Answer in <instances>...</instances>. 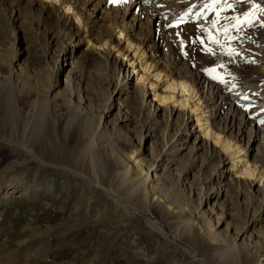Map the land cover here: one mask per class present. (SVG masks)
Masks as SVG:
<instances>
[{
  "label": "bare ground",
  "instance_id": "1",
  "mask_svg": "<svg viewBox=\"0 0 264 264\" xmlns=\"http://www.w3.org/2000/svg\"><path fill=\"white\" fill-rule=\"evenodd\" d=\"M33 1L22 11L20 0L16 3L15 15L21 17L23 25L29 21L27 16L31 13ZM46 1L38 0L36 3V6L41 5L40 14L47 18L54 15L59 22L64 21L63 9L75 10L71 17L76 19L77 25L82 20L81 34L75 38L71 28L67 27L66 18L58 31L60 37L46 40L45 54L54 62L47 79L39 74L27 80L21 77V66L17 70L13 64L20 59L19 50L15 49L14 54L11 52V59L0 58V126L9 127L10 134L17 141L0 134V141L5 143L7 152L36 161L32 179L42 168L70 172L84 178L92 188L103 191L124 211L131 209L134 215L140 213L132 205L152 208L160 215H175L191 205L189 202L181 205L183 191L189 188L197 190V186L203 184L206 189L198 197L200 209H196L189 219L181 221L188 224L182 235L189 241L212 246L213 256L218 257L220 264H264V183L256 192L251 189L264 179V122L257 124L259 119H264V0H220L215 5L213 0H57L59 5H55V0H49L50 4ZM89 5H101L96 11L105 20L104 24H98L97 15L91 18L96 11L88 9ZM106 5L114 8L109 12L101 11ZM129 10L132 17L124 23V13ZM188 10L194 13L203 10L198 23L167 29L172 19ZM235 10L242 15L233 14ZM237 19L245 22L237 25ZM217 20L216 27H213ZM11 23L0 30L6 36H13L15 42L19 41L17 34L10 33L14 27ZM183 28H187L189 33L195 30L193 34L197 39L214 52L213 57L206 58L207 65L198 71L190 68L193 63L187 54V46L191 35L184 34ZM116 35H119L117 40ZM231 37H235V41L242 40L244 44L240 46L241 41H238L235 45ZM213 38L219 40V44L213 43ZM149 41L148 50L164 52L152 60V70L157 69V79L163 76L169 83L166 85L169 93L165 92L166 89L160 92L151 90L156 101L166 106L161 118L158 117L160 110L157 106L145 99L150 91L147 85L141 83V87L133 90L126 81L131 67L124 71L123 63H118V59L113 57L114 52L120 58H125L128 52H134L133 58L136 55L144 57L146 53L140 51V47ZM81 42L92 46L88 52L75 56ZM173 46L178 52L176 56L172 53ZM1 51L4 53L6 49L0 48ZM139 64H145L144 60ZM232 67L247 71L235 75ZM151 68V64L146 66L147 71ZM217 75L220 78L216 83L208 79ZM152 87L154 84L151 83ZM176 90L188 96L183 95L181 102L178 98L175 100L171 92ZM193 99L196 101L191 103ZM187 104L189 109H186ZM113 111L115 122H112L113 115L111 117ZM193 121L197 124L204 122V137L214 132L210 140L219 148H209V142L199 135L202 132L197 135L195 131L191 132ZM162 124L164 129L161 131ZM128 127H133L135 135L130 134ZM157 129L161 132L159 147L146 150L150 152L149 157L145 148L141 149L143 143L139 140L155 138ZM220 135L224 137L222 140ZM253 142L257 146L250 152H256V155L248 153ZM65 148H68L67 159L61 161L72 164L70 169L48 164L37 155L50 154V150H55V156H58ZM55 156L51 159L56 160ZM93 162L100 166L102 177L106 176L107 168L115 170L116 177L125 186L126 202L115 197L112 191L101 188L97 178L91 181L75 172V169L80 167L82 170L85 164ZM12 164L8 162L0 170L1 218L4 203L23 198L27 191L32 192L33 189L23 173L11 175ZM239 164L244 165L240 173L238 170L235 173L230 171L237 169ZM171 175L178 177V184L174 183ZM41 187L46 194L48 185L45 183ZM235 197L236 201L237 198L240 200L236 203L245 204V216L244 219L239 218L240 223L227 220L234 216L232 212H237L230 201ZM210 201H213L212 205H209ZM203 205H208L206 210L202 209ZM217 209L223 211L219 213ZM147 223L169 239L154 222L147 220ZM2 227L0 232L4 231ZM224 230L229 233L226 238L222 235ZM199 261L204 263L201 259ZM0 264H7L3 262L2 255Z\"/></svg>",
  "mask_w": 264,
  "mask_h": 264
},
{
  "label": "rangeland",
  "instance_id": "2",
  "mask_svg": "<svg viewBox=\"0 0 264 264\" xmlns=\"http://www.w3.org/2000/svg\"><path fill=\"white\" fill-rule=\"evenodd\" d=\"M13 2L15 5L12 4ZM31 2L32 0H29V2L27 0H20L19 6L21 8V11L26 8ZM33 2L34 5L31 8V13L27 16L29 17L28 20L31 24L29 23V21H27L26 24L23 25L20 23L22 20L20 19L21 17L17 18V16L15 15V9H18L16 6L18 0H0V28L6 27L8 22L11 23L12 21L13 23H11V25H13L15 28L12 27V32L10 33L13 35L17 34L20 39L19 41L15 42L14 39H12L13 36H6L5 32L3 34L2 30H0V45H2L0 48L6 49V52L4 53L2 52L3 50L1 51L0 58L11 59V52H13L14 54L15 49L16 51L19 50V52L21 53L20 59L17 62L13 60V64L15 65L14 69L17 70L20 69L21 66V70L23 71H21V77L25 78V80L31 79L33 77L35 78L37 74L42 75L45 79H47V76L50 73V66H52L54 62L52 59H47L48 54H45V46L47 43L46 40H57V38L60 37L61 34H58V31H60V27H63V25L61 26V24H64L66 22V18L68 19L67 27L71 28L70 30L72 34H75V38L81 34L80 29L82 28V20H79L80 22L77 25L76 19L71 17L75 14V10L72 11V9H63L64 11L62 10V14H64V16L62 18L64 21L58 22V19H56L54 15H51L50 17L48 16L47 18L46 16L40 14V3L36 6L38 0H35ZM46 2L47 4H50L49 0H47ZM54 3L55 5H59L57 0H55ZM100 6L101 5H89L88 9L93 8L94 12L98 8H100ZM33 8L35 9V12ZM113 8V6L106 5L101 8V11L109 12ZM130 12L131 10L124 13V17L126 18L124 23H128L130 21V18L133 14L132 12ZM35 13H37L38 15ZM233 14L237 16L242 15L239 11L236 10L233 12ZM96 15L97 18H99L98 24H104L105 20H102V16H100L97 11L94 15H92L91 18H94ZM91 26L92 25H90V27ZM194 31L195 30L189 33L187 28H183L184 34H189V36L191 35L189 38V45L187 46V54L189 55L190 61L193 63L190 65V68L193 69L195 65V68L193 70L198 71L204 68L203 66L207 65L206 58L213 57L214 52L207 51V49H209L208 46L203 45V43L197 42L198 39L196 35L193 34ZM115 37V39L117 40L119 38V35H116ZM121 39L123 40L124 36ZM230 40H232L235 45V42L238 41H241L240 46L244 44V42L240 39H237V41H235V37ZM150 43L151 42L149 41L146 43L147 46L142 45L140 47V51L143 50L146 53L144 57L138 58V56L136 55L133 58L134 52H128L127 54H125L127 55L125 58H120V55L114 52L113 57H116L118 59V63H123L122 69L124 71L131 67L129 69V78L126 81L129 83V86L133 90H137V88L141 87L142 84L147 85V88L150 91L149 95L147 93L145 99L157 106V108L160 110L158 112V117L161 118L163 110L166 108V106L156 101V99L153 97L152 91H154V89L158 92H160L161 90L164 91L166 89V85H168L169 83L167 84L165 82L166 77L163 78L162 76L157 79V69L155 68L154 70H152L154 65L152 60L156 59L157 56L162 55L164 52H151L150 50H148V46L150 45ZM91 46L92 44L87 45L83 42L76 48L75 56H77L78 53L81 54L83 52H88ZM106 48L107 47H105V50H107ZM116 50L117 49H115L114 51ZM172 50L174 56L178 55L177 49L174 46L172 47ZM100 52L102 53L103 49H101ZM142 60H144L145 64L140 66L139 63ZM199 60H202L203 62H200ZM147 63L152 65L151 71L150 69L148 71L146 70V66H148ZM234 70L236 72H234ZM245 70V68L239 67L231 68V71L235 75H237L236 73H244ZM64 72L65 71L61 73L62 80L64 78ZM29 76L30 78H28ZM120 78L122 79V77ZM141 78L143 82L140 81ZM151 83L154 84L155 88H150ZM61 85H63V82ZM165 92L169 93V90L166 89ZM171 93L175 95V100H177L178 98V101L180 102L183 95L188 96L187 93H178V90L172 91ZM195 101L196 99H193V101L190 102L194 103ZM186 106V109L190 108V105L187 104ZM178 110H182V112L185 111V113L187 112L184 109ZM114 113L115 111L111 113V117L113 115L112 122H115L116 119ZM135 116H137V114H135ZM202 117H204V115ZM203 124L204 122L202 121L198 124L193 121V128L191 132L195 131V135H197L199 132H202L201 134L199 133V135L201 139L209 142V148L213 146L219 148V145H214V142L210 140V136L213 135L214 132L212 134L209 133L208 137H204V134H206V132L202 129L204 128ZM128 128L130 129V134L135 135L133 127ZM159 129H161L162 131V129H164V125H160ZM159 129H157L156 131L155 138H152L151 140L150 138L147 140H139V143H143L141 149L145 148V153H147L149 157L150 152L146 150H149L151 147H159V136L161 134V132H159ZM0 134L5 135L6 139L17 143L16 138L12 136V133L10 134L9 127L7 129L6 127L1 128L0 126ZM194 136L190 138L191 144L193 143ZM220 136L221 137H219V139L222 140L224 137L223 135ZM214 138L216 137L214 136ZM256 146V142H253V144L251 143L248 148V153L252 155L254 152H250V149ZM67 149L68 148H65L63 154L58 156H55V150H50V154L46 153L44 150L45 153H39L37 155L39 156L41 161H44L48 164L64 166L70 169L72 164H65L63 163V161H61L67 159ZM35 150L37 153L38 149L36 148ZM40 152L43 151L40 149ZM241 155H244V153H242ZM54 156L57 157L56 160L51 159V157ZM246 160H248V158ZM8 162L13 163L11 175H13V173L14 176L23 173L28 182L31 184H29V186H32L33 189L32 192L27 191L28 196L25 194L23 198L19 197L20 199H14L15 201L12 200V202L7 201L6 203H4L5 206L3 205L2 207L4 215H2V218L0 217V226H3L2 228L4 229V231L7 230L5 232H0V256H3L4 263L220 264L218 262V257L213 256L212 246H203L199 242L189 241L185 238L184 234L182 235L183 230L188 227V224L185 222L184 224H182L181 221L189 219L191 217L190 215L193 216V213L196 209H200L198 197L201 193L203 194L206 189L205 187H203V184H201V186H197V190L195 188H189L183 191L182 198L180 199L182 200L180 201L181 205L184 206L189 202L192 206L189 204L191 207L189 206L185 208V210H179V212L181 213L178 212L175 215L165 216L160 215L152 208H146L145 206L135 207V205L131 204L132 207L136 210L139 209L138 211L140 215H134L132 214L131 209H129V211L127 212L124 211L110 198H108L103 191H101L100 189L92 188L88 181L84 180V178H78L70 172L62 170L60 171L53 168H42L38 170L36 178L32 179L31 176L34 172H36V161H34L32 158L31 160H26L24 157L20 158L17 157V155H12L11 153L7 152L5 143L0 141V170L4 168ZM248 164L247 166H249ZM239 165L237 169L233 168V170L231 169L230 171L235 173L238 170V172L240 173L244 168H242V166L244 165ZM83 168L84 169L81 170V168L79 167L78 169H75V172L91 181H94V179L97 178L101 188L112 191L115 194V197L119 198L120 200L122 199L123 202L127 201L128 198L126 197L125 186L123 187L122 183H120L119 179L116 177L114 169L107 168V172L105 171L106 176L102 177L101 168L96 162H93L92 164L87 163ZM233 177H238V175H234ZM171 178L174 183L178 184L177 176L171 175ZM241 178L244 179V177ZM31 180L33 182H30ZM248 180L254 181V179L252 178H248ZM45 183L49 187L46 194H44V192H42L41 190V186ZM263 183L264 179H262V181L257 185H253L251 187L252 191H258V187H262ZM206 186L211 187L210 185ZM183 196L185 197V199ZM237 199L238 200L236 201L235 197L230 200L232 201L237 212H232L234 216L227 218L228 221L234 223H240L239 218L244 219L245 216L243 213L245 210V204L242 205L240 203H236L240 201L239 198ZM212 202L213 201H210L209 205H212ZM207 207L208 205H203L202 209L206 210ZM217 211L220 213L223 210L220 211L217 209ZM229 215H232L231 212ZM147 220L154 222L158 227H160L169 239L164 238L162 235L153 230L151 225L147 223ZM223 228L224 226L221 227V229ZM222 235H224V237L226 238V236L228 237L229 233L224 230L222 231ZM170 240H173V242H171ZM25 241L29 242L25 243ZM21 242H24L23 245L20 244ZM20 245L21 248H19ZM192 255H194L196 258L192 257ZM199 259H201L204 263L199 261Z\"/></svg>",
  "mask_w": 264,
  "mask_h": 264
},
{
  "label": "snow or ice",
  "instance_id": "3",
  "mask_svg": "<svg viewBox=\"0 0 264 264\" xmlns=\"http://www.w3.org/2000/svg\"><path fill=\"white\" fill-rule=\"evenodd\" d=\"M219 2H220V0H213V5L218 4ZM247 15L248 14H246V16ZM217 17L219 19V13H217ZM244 22L245 21H240L239 19H237V25H239L241 23H244ZM217 23H218V20L217 21H214L213 22V27H216ZM224 31H225V33H227V30L226 29H224ZM212 42L213 43H216V44H219V40H216L215 38L212 39ZM201 43H203V41H201ZM207 51L211 52L212 50L209 48V49H207ZM262 122H264V121H262Z\"/></svg>",
  "mask_w": 264,
  "mask_h": 264
}]
</instances>
